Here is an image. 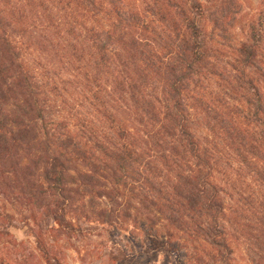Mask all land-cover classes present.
<instances>
[{"label":"trees","instance_id":"obj_1","mask_svg":"<svg viewBox=\"0 0 264 264\" xmlns=\"http://www.w3.org/2000/svg\"><path fill=\"white\" fill-rule=\"evenodd\" d=\"M47 1L40 0L42 8L49 7ZM77 1L96 15L115 16L106 42L101 32L89 40L103 62L110 60V45L119 43L125 53L118 54L119 60L126 66L112 78L120 100L103 101L106 95L99 87L90 100L93 112L85 118L76 115L71 122L66 116L57 119L44 100V92L25 67L22 41L7 27L15 24L11 18L15 13L11 11L7 18L1 9L3 3L16 7L14 0H0V194L8 199L16 195L17 203L30 207L25 219L30 217L36 226L28 224L36 241L33 252L13 238V215L0 212V264H64L51 251V231L81 235L82 224L113 225L115 213L129 218L131 207L151 226L159 220L166 223L170 230L158 238L164 249L173 250V238L181 233L220 250V264H228L233 249L222 197L225 189L233 195L239 190L235 184L227 188L217 182V154L196 140L183 112L185 89L206 60L198 23L188 21L192 35L182 36L180 44H176L180 36L166 44L158 36L164 44L159 56L154 34L141 16L126 10L119 0ZM70 22L68 33H74ZM122 29L133 34L118 39L116 31ZM242 53L245 65L254 64L252 46L244 45ZM155 68L163 95L158 106L147 99L148 78ZM87 74L97 82V77ZM79 75L72 74L73 78ZM261 101L258 98V107ZM239 156L241 165L256 172L264 184V165ZM232 174L239 177L235 170ZM255 219L260 228L254 262L264 264V202Z\"/></svg>","mask_w":264,"mask_h":264},{"label":"rangeland","instance_id":"obj_2","mask_svg":"<svg viewBox=\"0 0 264 264\" xmlns=\"http://www.w3.org/2000/svg\"><path fill=\"white\" fill-rule=\"evenodd\" d=\"M119 1L126 10L141 16L158 42L155 47L159 56L164 52V44L158 36H162L165 44L180 36L176 42L180 44L184 41L182 36L192 35L188 21L198 23L199 42L206 60L197 68L198 77L190 80L185 89L183 112L196 140L217 154L220 167L215 172L217 182L227 188L235 184L239 190V194L233 195L225 189L222 197L233 249L230 262L226 263L256 264L253 252L257 250L255 236L260 227L255 216L263 210V180L241 165L239 155L264 165V0ZM14 3L16 7L5 3L1 6L7 18L11 11L15 13L11 14L15 24L7 27L22 41L25 67L35 77L57 119L66 116L75 122L76 115L81 118L90 115L91 99L99 87L106 95L103 101L111 100L114 104L120 100L112 78L120 67L123 70L126 66L124 63L121 66L118 55L125 54L124 51L119 43L113 42L110 60L103 62L89 40L101 32L105 41L106 31L114 27L115 16L96 15L77 0H48V8H42L40 0H14ZM69 20L76 28L74 33H68ZM121 34L130 38L133 33L127 29L116 31L118 39ZM246 44L252 46L256 56L250 66L245 65L246 55L242 53ZM143 62L147 65V61ZM151 70L147 99L158 106V99L163 97L161 83L157 69ZM87 72L97 77L96 83L88 79ZM71 73L80 75L73 78ZM258 98L262 99L260 107ZM95 116L99 114L96 112ZM233 170L239 177L232 174ZM15 196L8 199L0 194V212L13 215L10 226L13 238L35 252L36 241L28 227L33 221L30 217L25 219L31 208L17 203ZM130 215L127 218L115 213L113 225L80 223L85 228L81 235L51 231L48 235L51 251L61 256L64 264L221 263L220 250L188 240L191 238L181 233L173 238V250L164 249L158 238L170 230L166 223L159 220L151 226L135 207H131ZM31 227L36 228L34 224Z\"/></svg>","mask_w":264,"mask_h":264}]
</instances>
